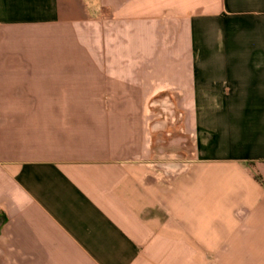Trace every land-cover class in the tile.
Listing matches in <instances>:
<instances>
[{"label":"crops","instance_id":"obj_1","mask_svg":"<svg viewBox=\"0 0 264 264\" xmlns=\"http://www.w3.org/2000/svg\"><path fill=\"white\" fill-rule=\"evenodd\" d=\"M89 3L0 0V264H264V0Z\"/></svg>","mask_w":264,"mask_h":264},{"label":"rangeland","instance_id":"obj_2","mask_svg":"<svg viewBox=\"0 0 264 264\" xmlns=\"http://www.w3.org/2000/svg\"><path fill=\"white\" fill-rule=\"evenodd\" d=\"M88 1V3L90 2V0H87ZM88 6H90V3L88 4ZM91 7V6H90Z\"/></svg>","mask_w":264,"mask_h":264}]
</instances>
